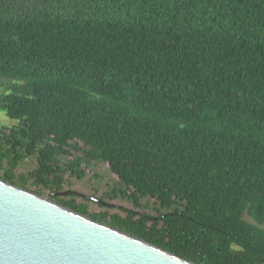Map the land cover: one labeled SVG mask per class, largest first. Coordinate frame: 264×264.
Masks as SVG:
<instances>
[{
    "label": "trees",
    "instance_id": "trees-1",
    "mask_svg": "<svg viewBox=\"0 0 264 264\" xmlns=\"http://www.w3.org/2000/svg\"><path fill=\"white\" fill-rule=\"evenodd\" d=\"M0 80V179L194 264H264V0H0ZM91 164L133 209L59 196Z\"/></svg>",
    "mask_w": 264,
    "mask_h": 264
},
{
    "label": "water",
    "instance_id": "water-1",
    "mask_svg": "<svg viewBox=\"0 0 264 264\" xmlns=\"http://www.w3.org/2000/svg\"><path fill=\"white\" fill-rule=\"evenodd\" d=\"M0 264L194 263L0 179Z\"/></svg>",
    "mask_w": 264,
    "mask_h": 264
},
{
    "label": "rangeland",
    "instance_id": "rangeland-1",
    "mask_svg": "<svg viewBox=\"0 0 264 264\" xmlns=\"http://www.w3.org/2000/svg\"><path fill=\"white\" fill-rule=\"evenodd\" d=\"M5 82L0 80V92L3 91V84ZM15 121L6 117L5 113L0 111V126L9 127L13 125ZM34 167V162H25L14 170L15 175L26 176L27 173L31 172ZM90 171L87 173L86 177L82 180L67 179V182L63 186L62 190L59 191V196H67L71 193L77 194L75 198L77 203H83L87 206L88 210L92 213H100L106 211L109 215L119 214L122 215L124 209H133V206L125 200L115 199V200H104L102 199V192L106 184H111L113 182L112 176L109 174L107 168L100 164H91L89 167ZM4 173V170H0V176ZM97 177H96V175ZM28 191L35 193L43 197L52 198L53 192L42 187H34L32 183H28ZM93 197L107 205H102L99 202L90 200ZM149 208L141 209L136 208L135 211L147 212L154 215V211L151 210L152 204H147Z\"/></svg>",
    "mask_w": 264,
    "mask_h": 264
}]
</instances>
